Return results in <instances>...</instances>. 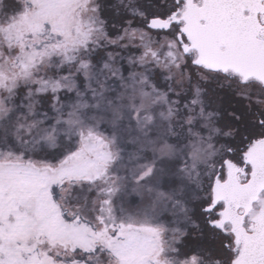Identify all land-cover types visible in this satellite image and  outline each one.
<instances>
[{
	"label": "snow or ice",
	"instance_id": "snow-or-ice-1",
	"mask_svg": "<svg viewBox=\"0 0 264 264\" xmlns=\"http://www.w3.org/2000/svg\"><path fill=\"white\" fill-rule=\"evenodd\" d=\"M0 264H264V0H0Z\"/></svg>",
	"mask_w": 264,
	"mask_h": 264
}]
</instances>
